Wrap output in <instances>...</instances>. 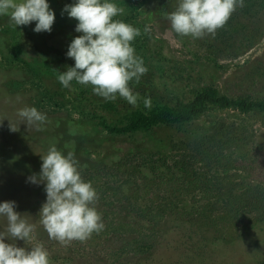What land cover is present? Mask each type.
Here are the masks:
<instances>
[{
    "label": "rangeland",
    "instance_id": "374dc122",
    "mask_svg": "<svg viewBox=\"0 0 264 264\" xmlns=\"http://www.w3.org/2000/svg\"><path fill=\"white\" fill-rule=\"evenodd\" d=\"M115 2L124 9L117 18L141 32L132 43L148 71L138 83L130 82L140 94L137 107L122 97L107 101L90 85L73 81L65 88L59 82L58 72L74 65L65 55L68 45L81 34L75 32L77 21L62 13L73 0H49L56 17L51 32L33 31L35 22L15 26L10 15H0V70L5 69L0 71V201H16V211L35 226L33 239L16 241L17 246L42 243L52 264H137L149 247L155 252L149 264H264V234L259 231L241 237L233 220L228 227H216L224 235L218 241H200L196 232L204 206L216 202L209 195L213 187V194L231 191L236 195L264 188V113L240 115L210 109L190 123L130 136L106 133L91 120L93 115H105L118 122L129 112L144 109V97L151 98L152 106L186 102L207 86L231 98H264V0H244L229 18L230 27L201 38L181 36L172 29L169 14L179 0ZM13 54L29 64V71L16 59L11 68L5 66ZM14 80L20 82L18 88L11 85ZM82 89L86 95L80 105ZM36 92L45 94L40 96L42 102ZM19 93L27 94L23 108L35 106L47 115L41 128L28 124L18 113L11 114L21 109L14 103ZM106 103L113 107L105 110ZM10 126L20 127L24 137L15 140ZM24 145L29 152L22 150ZM52 145L64 153L73 152L79 163L92 167L89 176L82 177L98 193L93 206L102 214L105 228L86 241L61 243L51 239L41 223L46 192L36 204V190L30 186L39 185L27 177L40 172L41 156ZM206 151L211 156L218 152L219 158H211ZM127 156L132 163L125 164ZM24 187L30 193L21 191ZM251 198L248 194L240 203L252 202ZM192 216L197 221L194 229L188 225ZM203 223L198 227L201 233ZM6 224L0 218V229ZM128 229L131 232L123 233ZM214 230L209 232L218 236ZM189 232L197 238L190 239ZM125 241L131 244L129 249L137 246L139 253L119 254Z\"/></svg>",
    "mask_w": 264,
    "mask_h": 264
},
{
    "label": "clouds",
    "instance_id": "9594fccd",
    "mask_svg": "<svg viewBox=\"0 0 264 264\" xmlns=\"http://www.w3.org/2000/svg\"><path fill=\"white\" fill-rule=\"evenodd\" d=\"M243 5L244 0H179L169 20L175 33L201 38L214 35L237 6ZM123 12L115 0H73L64 6L62 13L77 21L75 32L81 34L71 39L65 54L74 60V65L58 72L63 87L69 88L75 81L90 85L107 101L122 97L133 107L138 106L140 94L133 91L130 82L138 83L148 68L132 43L141 34L140 29L118 19ZM5 14L10 15L15 26L35 22L33 31L37 33L51 32L56 18L49 0H0V15ZM143 103L146 109L152 107L150 97H144ZM18 115L37 129L47 121V115L35 106L20 109ZM10 130L18 128L10 126ZM41 159L40 172L27 180L44 184L46 200L40 214L49 237L61 243L83 242L103 231L102 214L93 206L98 193L91 181L83 179L75 154L52 145ZM16 207V201H0V218L7 221L6 227L0 229V264H52L42 243L31 248L17 246L16 241L33 239L35 226Z\"/></svg>",
    "mask_w": 264,
    "mask_h": 264
},
{
    "label": "trees",
    "instance_id": "16d2710c",
    "mask_svg": "<svg viewBox=\"0 0 264 264\" xmlns=\"http://www.w3.org/2000/svg\"><path fill=\"white\" fill-rule=\"evenodd\" d=\"M228 25L230 27L229 21H227V23L223 27L226 28L228 27ZM6 32H9V31L6 30ZM12 37L14 38V36ZM12 56L7 57L8 60L6 61V64H5L6 67L9 66V68H11V64L13 63V60L16 59L15 63L17 65H20V66L25 65V70L29 71L28 69L29 64L27 62L22 61L16 55L13 57ZM0 71L5 72V69L1 68ZM31 74L33 75V73ZM11 85H13V88H18L21 84L20 82H18V80H14V81H11ZM82 91L83 89L81 90V94H79V99H80L79 104L80 105H82L81 103H83L84 98H85L84 95H86V91L85 90L83 92ZM37 94L38 93L36 92L37 99L39 98V101L42 102V98L40 96H44L45 94L44 93H40L38 95ZM26 95H27L26 93L25 94L19 93V96L18 95L14 96V103H18L17 105H20L21 109L23 108ZM110 106L113 107V105L111 104H107V103L103 104V108L105 110L108 109ZM19 109L20 108L18 109L15 108L14 110H12L11 114L19 113ZM210 109H216L220 111L232 110V111L239 113L240 115H249L250 113H264V98L253 99L249 95H244V96L237 97V98H231V97L221 94L215 86H207L195 92L193 97L186 102L179 100L174 104H155L150 109H146V108L142 110L137 109V110H134L124 115L118 122L109 121L105 115H101V116L93 115L91 120H96V125L102 128V131H105L106 133L116 135V136H127V135L130 136L135 133H150L156 128L190 123L193 120L198 119L201 115H203L204 113L207 112V110H210ZM72 124L76 125L78 124V122H74ZM3 129L6 130L4 127ZM20 129L21 128L19 127L17 131L12 132V137L15 136V140L24 137L20 135L22 134V133H19V131H21ZM24 146L25 147L22 150L29 152L28 146L27 145H24ZM221 148H223V146L220 144L219 149ZM198 151L200 153V150ZM202 152H204V150H202ZM206 153L207 155L211 156L209 152L206 151ZM218 156H219V153L215 151L214 154H212L211 158L217 159ZM131 159H132L131 156H127L125 159V162H126L125 164H127L128 161L131 162L132 161ZM146 161H143V162L145 163ZM189 163L191 166L193 165L192 162H189ZM83 165L82 163H79V170L81 174L82 175L88 174L89 176V174L92 171L91 170L92 167L89 166L88 164L85 166ZM37 185L39 186L38 187L37 186L35 187V185L30 186V188L33 187V189L36 190V196L38 197L36 199L38 201L36 204H38L41 201L40 200L41 195L42 193L45 192L43 183H40ZM214 188L215 187L211 189L212 192L209 193V195L213 199H215L216 202H213V204L209 203L208 207L204 206V211L201 212L202 214L200 213V217H204V218H201V221H199L201 224L203 223L202 220H204V223H203L204 232L202 231L201 233L200 229L198 228L201 226L200 224L196 229V232H198L197 234L200 237V241L201 239L203 240V238H204V241L206 242L210 240L211 238L213 240L216 239L218 241L219 238L224 237V235L222 233L223 230H217L216 232V227L217 226L228 227L231 225V222L233 220H234L233 225L236 223L238 224L237 228L240 227L241 229L240 230L242 233L241 237H245L243 235L251 234L252 232L255 233L258 231L259 233L264 234V188H258V189L256 188L255 191L248 190L249 193L247 194L244 193L243 195L242 194L236 195V194H233L231 191H228V192L216 191L217 194H213L215 193V190H216V189L214 190ZM12 191L14 190H10V192ZM21 191L30 193L31 190L28 189L27 187H24V188H21ZM248 194L251 195L252 202H246V203L241 204L240 200L243 199V197H245ZM30 195H33V194H30ZM225 195H226V198H224ZM11 198L12 197L10 194V199ZM31 199L32 197L30 198V200ZM232 200H235V202H233ZM236 201L238 203H236ZM254 201H257V202H254ZM24 209L26 210L27 208L25 207ZM188 225L192 229H194V226L197 225L196 218L192 216L190 219V222H188ZM211 228L215 229L214 231L215 233H217L218 236H216V234L209 232V229L211 231ZM205 229L208 231V233H205L206 232ZM127 232H131V230L128 229L126 230V232H123V233H127ZM119 233L122 234V230H119ZM196 236L197 235L194 234V232H192L191 234L189 232L190 239H193L194 237L197 238ZM130 246L131 244L128 241L123 242L122 247L120 248L119 254L127 253V256L132 257L133 255H136L137 253H139L138 251L139 249L137 248V246H136V250L129 249ZM151 249L152 248L150 247L149 249L148 248L144 249V251H142L144 255H142L143 257H140L141 259H139L138 262L145 261L144 263L146 262L147 264L151 263L150 261L152 260V256L155 253V252L153 253ZM138 262L137 264H144V263H140V262L138 263Z\"/></svg>",
    "mask_w": 264,
    "mask_h": 264
}]
</instances>
